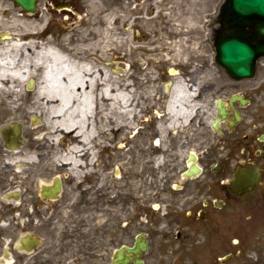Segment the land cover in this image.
Returning <instances> with one entry per match:
<instances>
[{"label": "flooded vegetation", "instance_id": "flooded-vegetation-1", "mask_svg": "<svg viewBox=\"0 0 264 264\" xmlns=\"http://www.w3.org/2000/svg\"><path fill=\"white\" fill-rule=\"evenodd\" d=\"M226 2L219 0L205 10L204 0H194L188 12V0H117L114 30L120 63H125L126 46L134 50L147 41L153 43L147 47L155 52L156 40H164L162 46L169 50H182L192 46V35L197 39L205 35L198 54L193 52L180 71L177 66L168 70L169 75L181 74L180 82L159 80L166 90L153 92L144 114L149 129L146 139L139 141L146 144L154 173L160 170L168 184L182 179V188L185 182L197 179L198 191L222 185L223 196L213 200L218 209L215 233L233 242L235 206L230 200L264 190V54L257 60L254 76L236 77L221 65L218 41L225 26L222 7ZM128 10L133 13L131 20ZM152 11L159 13V37L156 27L145 30L147 35L142 33L141 18ZM0 12L6 23L15 17L41 18L36 28H27L21 21L8 26L0 23V43L31 40L24 45L31 48L50 40L60 44L68 35L67 44L89 56L86 45L98 39L92 37L98 29L85 26L83 18L91 16L85 0H37L34 11L16 0H0ZM94 18L103 20L101 14ZM44 20L49 21L47 26ZM251 24L246 25V31ZM97 54L95 58L100 60ZM107 64L103 60V65ZM29 81L24 84L25 96ZM179 85L181 96L173 92ZM5 96L0 88V264H88L95 250L106 248L102 242L99 246V239L107 238L109 210L124 208L122 183L117 182L114 189L109 180L107 145L96 147L92 159L91 151L81 144L77 164L62 161L70 156L75 139L64 135L58 140H43L47 131L43 129L40 135L39 129L32 130V117L26 108L20 105L8 116ZM12 129L17 130L13 135ZM246 166L259 168L258 183L242 194L233 192L230 183L235 171ZM110 190L117 199H111ZM203 205L207 207L209 201ZM120 222L118 219L117 232ZM227 254L230 261L233 253Z\"/></svg>", "mask_w": 264, "mask_h": 264}, {"label": "rangeland", "instance_id": "rangeland-1", "mask_svg": "<svg viewBox=\"0 0 264 264\" xmlns=\"http://www.w3.org/2000/svg\"><path fill=\"white\" fill-rule=\"evenodd\" d=\"M85 1L91 14L90 17L83 18L86 21L85 26L89 24V28L98 29L92 37L103 40L105 51L102 59L108 62L106 68H109L113 78L116 77L123 87L130 90L132 94L130 99L134 106V112L127 117L122 113L118 115L114 108L111 113L108 108L104 109L102 129L103 143L107 145L108 151L106 154L109 162L108 176L110 182L114 183L112 186L114 189L117 182L122 183L124 208L118 211L109 210L110 227L107 238L99 239V246L102 242L106 248L99 247L95 250L93 252L95 257L87 263L110 264L116 247L121 244H132L137 233L145 231L149 244L144 254V264H264V190L261 194L252 193L230 200L235 206L233 242H230L228 238L219 237L215 233L214 226L218 209L213 204V200L223 196L222 185L215 190L198 191L197 179L185 182L186 186L182 188H180L183 184L182 179L175 182L177 184H168L169 181L161 176L160 170L157 171V175L154 173L153 162L149 160L148 151L144 148L146 144L141 142L146 139L149 129L144 114H147L150 108L153 92L166 90L162 84L159 85V80H163L164 83L168 79L180 82L181 74L169 75L168 70L177 66L176 70L180 71V66L191 55L198 54L201 50V40L205 35H201L199 39L192 35L193 40L195 39L194 42L189 41L192 42V46L182 50H169L166 46H162L164 40H156L155 52L147 47L153 43L147 41L134 50L126 46L125 63H120L117 59L118 35L114 30L115 16L118 13L117 0ZM193 1L188 0L186 5L189 8L188 12ZM204 1V9L207 10L219 0ZM130 11L128 10L127 14H130L131 20L133 13ZM106 12L109 13L105 15ZM158 12L161 13V10ZM158 12L152 11L150 15L141 18L142 33L156 27L159 37ZM98 14L103 18L101 22L94 18ZM33 20L39 25L41 18L34 17ZM44 21L47 26L49 21ZM43 24L41 23L40 26ZM110 37L111 41L106 44L105 41ZM86 47L85 51L88 53L99 52V43L94 47L87 44ZM207 49L206 47L205 51ZM175 54H178V57ZM34 90L35 87L30 91ZM117 110L122 112L123 108ZM139 118L141 121H138ZM29 124L32 130L39 129L41 131L39 134L42 135L43 128L40 121L32 123L29 119ZM118 125L117 132L115 130ZM41 137L43 136L39 139ZM109 193L111 199L118 198L113 196L115 194L111 190ZM205 200L209 201L207 207L203 205ZM202 209L205 210L203 218L200 217L204 213ZM118 219L121 220L119 232L116 230ZM98 221L101 223L102 219ZM229 251L233 253L232 259L221 262L218 257L227 256Z\"/></svg>", "mask_w": 264, "mask_h": 264}, {"label": "bare ground", "instance_id": "bare-ground-1", "mask_svg": "<svg viewBox=\"0 0 264 264\" xmlns=\"http://www.w3.org/2000/svg\"><path fill=\"white\" fill-rule=\"evenodd\" d=\"M19 21L27 28L39 26L31 18L15 17L9 23ZM0 23L9 24L1 12ZM68 37H63L60 44L50 40L31 48L24 46L31 40L1 42L0 88L6 94L8 116H12L20 105L26 108L27 114L34 115L33 123L40 121L41 127L47 131L43 140H58L63 135H71L76 142L69 148L70 156L62 161L77 164L81 144L91 151L92 159L96 156V147L103 149L104 109L108 108L111 113L114 108L118 115L122 113L127 117L134 112V106L130 90L113 78L109 68L103 65L105 47L102 38L89 41L93 47L99 43L98 60L93 52L82 56L76 46L68 45ZM109 40L111 37L105 43ZM31 78L36 82L35 90L31 92L29 89L25 96L24 84ZM173 92L181 96L183 89L179 85ZM118 108H123L122 112H118ZM115 131H119V125Z\"/></svg>", "mask_w": 264, "mask_h": 264}, {"label": "water", "instance_id": "water-1", "mask_svg": "<svg viewBox=\"0 0 264 264\" xmlns=\"http://www.w3.org/2000/svg\"><path fill=\"white\" fill-rule=\"evenodd\" d=\"M28 10H35L36 0H16ZM225 12L228 19L243 24L248 19L254 23L264 19V0H229ZM264 52V24L256 25L254 33L246 37L239 30L228 31L219 45V59L230 73L237 76L253 75L256 58ZM259 176L256 166L238 167L230 188L244 192L254 187ZM144 232L137 237L133 246L122 245L114 254L112 264H142L141 254L147 249Z\"/></svg>", "mask_w": 264, "mask_h": 264}]
</instances>
